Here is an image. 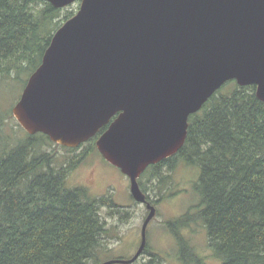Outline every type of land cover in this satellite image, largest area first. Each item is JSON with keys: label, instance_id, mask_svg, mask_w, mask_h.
<instances>
[{"label": "water", "instance_id": "1", "mask_svg": "<svg viewBox=\"0 0 264 264\" xmlns=\"http://www.w3.org/2000/svg\"><path fill=\"white\" fill-rule=\"evenodd\" d=\"M80 1L54 33L13 114L30 134L66 147L97 136L103 157L131 181L149 214L133 264L157 214L139 178L184 146L191 115L227 82L255 85L264 102V0Z\"/></svg>", "mask_w": 264, "mask_h": 264}, {"label": "trees", "instance_id": "2", "mask_svg": "<svg viewBox=\"0 0 264 264\" xmlns=\"http://www.w3.org/2000/svg\"><path fill=\"white\" fill-rule=\"evenodd\" d=\"M63 11L46 0H0V81L37 69L54 33L74 15ZM39 139L55 144L43 133L26 131L12 144L0 136V264H99L110 232L102 209L120 208L68 185V166L41 152ZM177 157L201 169L194 186L200 203L186 218L203 223L215 257L264 264V102L256 86L227 82L191 115L182 149L152 167ZM174 224L183 228L186 219L169 226L190 263Z\"/></svg>", "mask_w": 264, "mask_h": 264}, {"label": "rangeland", "instance_id": "3", "mask_svg": "<svg viewBox=\"0 0 264 264\" xmlns=\"http://www.w3.org/2000/svg\"><path fill=\"white\" fill-rule=\"evenodd\" d=\"M79 8L80 1L61 9L63 12H74L75 15ZM31 74L23 72L19 78L14 76L0 81V136L11 144L26 132L12 110L19 102ZM100 134L74 149L56 143L47 144L41 139L36 142L41 152L46 151L56 157L58 165L68 166V185L84 187L98 198L114 199L115 202L112 201L120 208L117 212L109 206L102 209L110 232L107 240L109 250L99 257L101 263L113 259H130L137 253L149 210L145 204L134 199L130 178L99 152L96 142ZM177 159L180 158L158 168L150 166L139 178V183L154 201L158 213L147 229L146 250L133 264H221L210 247L203 223L187 221L186 218L191 211L195 212L196 205L200 203L201 196L194 186L200 178L201 169ZM169 165L173 166L172 172ZM180 218L186 219V226L182 228L174 224V227L181 231L189 244L187 256L191 258L190 263L180 258L177 236L169 226Z\"/></svg>", "mask_w": 264, "mask_h": 264}, {"label": "flooded vegetation", "instance_id": "4", "mask_svg": "<svg viewBox=\"0 0 264 264\" xmlns=\"http://www.w3.org/2000/svg\"><path fill=\"white\" fill-rule=\"evenodd\" d=\"M81 146V145H80ZM79 146V147H80ZM64 147H66V146H64ZM66 148H71V147H66ZM75 148H78V147H75ZM71 149H74V148H71ZM65 166V165H64ZM147 198H148V201L150 202V203H152V204H154V201L151 199V197H149L148 196V194H147ZM113 201H114V199H112ZM115 202V201H114ZM142 204H145L146 206H147V204L146 203H142ZM155 205V204H154ZM156 206V205H155ZM157 213H158V210H157Z\"/></svg>", "mask_w": 264, "mask_h": 264}]
</instances>
